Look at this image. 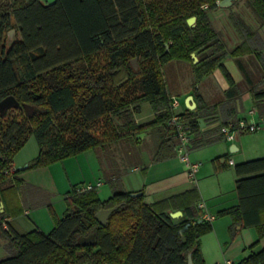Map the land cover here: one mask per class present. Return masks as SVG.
Segmentation results:
<instances>
[{"label": "trees", "instance_id": "obj_1", "mask_svg": "<svg viewBox=\"0 0 264 264\" xmlns=\"http://www.w3.org/2000/svg\"><path fill=\"white\" fill-rule=\"evenodd\" d=\"M219 1L0 0V100L12 94L19 103L36 107L29 114L24 108L13 115L0 113V238L7 251L0 264H187L189 253L194 264H205L200 237L212 225L202 218L196 185L152 203L144 202L143 193L131 196L116 188L101 199L95 186L81 190L82 184L73 185L65 192L63 215L53 214L50 231L37 227L20 233L8 218L24 213L19 198L23 180L13 156L30 135L39 152L27 168L50 165L148 129L161 132L154 160L173 157L176 138L169 120L175 111L162 69L169 61L189 62L193 82L219 67L229 84L222 100L208 105L194 92L196 107L176 113L191 126V146L223 139L220 126L236 125L244 91L264 115V39L258 26L253 28L231 11L228 19L240 41L227 46L207 13ZM244 1L258 25L264 22V0ZM188 16L195 17L193 26ZM8 28L19 31L10 43ZM227 55L241 70L245 88L226 69ZM245 55L252 58L245 61ZM251 65H256L257 80ZM143 102L149 103L152 116L139 122L135 114ZM112 114L121 117L120 123ZM234 170L238 202L217 215L229 214L241 226H255L260 238L264 156L236 163ZM114 205L117 208L101 224L96 212ZM175 210L182 215L171 217L169 211ZM92 230L94 243L81 245L79 238ZM234 264H264V246Z\"/></svg>", "mask_w": 264, "mask_h": 264}, {"label": "crops", "instance_id": "obj_2", "mask_svg": "<svg viewBox=\"0 0 264 264\" xmlns=\"http://www.w3.org/2000/svg\"><path fill=\"white\" fill-rule=\"evenodd\" d=\"M238 2L242 5L245 4L244 0H232L231 2H225L223 5L218 4V7L214 8L215 11L213 13L208 12L213 9L207 10L209 20L212 25L220 31L229 47L234 46L240 39L235 34L230 21V29L224 34L221 27L218 26L217 21H215V18L212 17L218 10H221L222 14L226 12L227 18L229 12H238L246 19L250 26L253 28L258 26V32L262 39H264V22L258 25L253 12L250 10L242 11V9L239 10V8L235 9L234 6L237 5ZM230 5L234 6L228 11L227 9H229L228 7ZM213 21L215 23H213ZM242 58L248 61L249 58L252 57L245 55ZM223 63L235 82L241 84L243 76L234 58L227 55L224 57ZM228 67H234L232 70L233 72ZM214 76H218V79ZM220 81L222 85L218 84ZM228 86V82L223 80L221 72L217 68L195 82L188 77L187 83H184L178 88V90H180L178 92L180 93L178 94L179 96L176 97L172 94V97L178 101L176 106H179V109L175 110L174 108V111L180 113L184 111L186 107L190 110L194 109L197 105V92L201 99L208 105L220 101L224 98V91ZM246 92L248 91H244L242 94ZM219 95L221 98L214 100V96L216 97ZM253 107L255 108L253 102H251L248 109ZM150 114L152 116V111ZM239 116H241L240 113ZM259 116L264 118V115ZM135 119L138 121L136 114ZM261 128L262 127L258 130ZM239 134L240 133H237L235 139L230 141L222 139L204 146H190L191 151L189 157H191L192 160L201 161V165L195 173V178L192 179L188 177L183 163L176 155L167 159L154 160L160 142L161 132L156 129H148L143 131V142L146 139L151 140L155 135L158 139L149 147L143 146L140 159L133 164H127L128 162L124 160L122 156H115L111 163H106L107 160L104 158L101 164L98 157L99 152L96 149L98 146L79 153V155H83L85 158L92 159L94 164L96 163L93 170L89 172L88 175L86 174L82 185H96L98 194H102L104 198L112 194L116 188L130 192L142 191L143 200L146 203H152L196 185L201 195L200 201L203 205L201 208L202 218L204 220H209L212 225L211 230L200 237V248L204 262L205 264H234L247 256L251 250L264 246V236L258 237L255 226H241V224L236 222L229 214L217 215L218 211L234 206L238 202V196L235 191V180L237 176L235 174L234 165L242 162L245 160V157H247V147L244 141L239 137ZM131 135L132 134H123L118 139H124ZM106 144L111 143L107 142L103 146ZM103 146H99V148ZM256 149H258V151L264 150V144L258 145ZM66 159L68 158L62 161L64 162ZM56 163L58 162L53 164ZM63 164L66 166L65 163ZM49 166H52V164ZM49 166L43 168H49ZM80 169L82 170V167H80ZM105 172L107 174H105ZM97 182L100 183L97 185ZM25 183L26 182L23 181L20 185H24ZM107 183L109 185H107ZM106 185L109 187H106ZM23 214H29V209L24 208ZM207 216L211 218L207 219ZM10 219L11 218H8L9 222ZM256 239H258V243L253 248H249V245Z\"/></svg>", "mask_w": 264, "mask_h": 264}, {"label": "rangeland", "instance_id": "obj_3", "mask_svg": "<svg viewBox=\"0 0 264 264\" xmlns=\"http://www.w3.org/2000/svg\"><path fill=\"white\" fill-rule=\"evenodd\" d=\"M244 5L238 2L237 5H235L236 7L234 5H230L228 7L229 9L227 10L229 11L233 6L235 9H242V11L250 10L248 5ZM214 11L215 9L208 12L213 13ZM226 14V12L222 14L221 10H218L214 14L216 16L212 15V17L215 18V21H217L218 26L221 27L224 34L228 29H230L229 20ZM186 21L189 26H193L195 24V17L188 16ZM213 23L215 22L213 21ZM9 29L11 30V28L7 29L8 32L10 31ZM15 36L19 37V31L17 29L14 30V32L12 31L8 42H10ZM248 67L250 68L249 70L255 74L256 77H254V79L257 80L259 78V74L258 70H255L256 65H251V67ZM228 68L231 71L234 69V67ZM162 69L167 88L176 97H178V94H180L178 93L180 91L178 88H180L184 83H187L188 77L193 80L192 66L187 61L172 60L163 64ZM217 69L221 72L223 80L227 82L222 70L219 67H217ZM214 77L218 79V76ZM218 84H221V81L218 82ZM241 85L244 87L243 82H241ZM218 98H221V96H214V100ZM251 102V95L249 92L242 94L241 105L243 109L240 110L241 116H245L247 114V110L251 105ZM174 108L177 110L179 109V106H175ZM15 112V110H10L9 115H13ZM150 113L151 110L149 103L143 102L140 105V112L136 114V118L138 117V121L142 122L143 120H147L151 117ZM112 117L115 123H120L121 117L119 115L112 114ZM261 127L262 128L257 131H247L241 132L239 134V137L244 141V144L247 147V157H245V160L264 156V150L258 151V149H256L258 145L264 144V122H262ZM152 139H146L143 142V135L141 134L138 136V133H136L134 136L131 135L124 139L112 140L110 141L111 144H106L102 148H99L98 146L96 149L99 152L98 157L100 163L102 164L104 158L107 160L106 163H111L115 156H122V158L128 162L127 164H133L140 159L143 146L149 147L153 142L157 141L158 138L155 135L152 137ZM190 151L191 148L189 153ZM38 152V142L34 135H30L24 145L13 156L14 166L17 169H19L20 166H24L26 164L28 166V164L31 163ZM175 155L177 158H179L176 153ZM89 159L90 158H85V156L77 154L68 157V159H66L64 162L58 161L56 164L52 163V166L46 165L49 166V168H43L45 166L27 168V166H25L24 168L19 169L20 172L18 173V176L26 182L24 185L22 184L19 187V198L21 200L22 206L29 209V214H20L15 217H11L10 222L13 229L20 233L36 229L37 227H39L44 232L50 231L54 225L53 214L57 217H61L64 213V210L66 209L67 204L64 198L65 192L71 189L73 185L82 184L86 174L88 175V173L93 170L96 163L94 164L92 159ZM62 162L65 163L66 166H64ZM80 167H82V170ZM105 174L107 173L105 172ZM107 185L109 184L107 183ZM107 185L106 187H109ZM99 195L101 198H104L102 194ZM0 244L1 258L7 255V251L3 247V238H0Z\"/></svg>", "mask_w": 264, "mask_h": 264}, {"label": "built area", "instance_id": "obj_4", "mask_svg": "<svg viewBox=\"0 0 264 264\" xmlns=\"http://www.w3.org/2000/svg\"><path fill=\"white\" fill-rule=\"evenodd\" d=\"M178 104V101L173 98L172 106L173 108ZM213 120V119H211ZM216 120V119H215ZM262 122H264V118L260 117L256 108H250L247 110V114L245 116H241L238 118L236 125H232L231 123L220 126V132L223 134V139L225 140H233L237 133L241 132H252L256 131L261 127ZM215 123V122H214ZM214 123L208 124V127L215 125ZM169 124L174 127L173 135L176 138L175 150L176 154L179 156L181 162L184 165L185 171L189 178L194 179L195 173L198 170L201 162L199 160L193 161L189 157V148L191 146V141L193 138V133L191 130L190 124L181 119L175 112V114L169 120ZM100 182H97V185ZM95 186L94 184H84L80 187V189H87ZM198 207L202 208V202H198ZM210 216H207V219H210ZM5 226V222H2Z\"/></svg>", "mask_w": 264, "mask_h": 264}, {"label": "water", "instance_id": "obj_5", "mask_svg": "<svg viewBox=\"0 0 264 264\" xmlns=\"http://www.w3.org/2000/svg\"><path fill=\"white\" fill-rule=\"evenodd\" d=\"M43 3L45 4H53L56 0H41ZM232 0H221L218 2L219 5H223L225 2H231ZM12 31L14 32V29H11L8 32V35L10 36V34L12 33ZM9 40V38H8ZM13 40V39H12ZM11 40V41H12ZM10 41V42H11ZM9 42V43H10ZM191 57L193 58L194 62H196L198 60L197 56L195 55L194 52L191 53ZM134 65H135V58L132 60ZM21 107L24 108V110L26 111L27 114L31 113L36 107L33 104L27 103V102H23L22 104L19 103V101L12 95V94H8L5 97H3L0 100V112H3L6 108L8 107ZM199 121V125L200 127L204 126V121L201 117L198 118ZM143 134V132H139L138 136ZM26 165L24 166H20L19 169L24 168ZM131 196H137L142 194V191H134V192H130ZM117 208V205H114L112 207H108V208H100L96 214H95V218L101 223V224H106L107 220H108V216L110 215V213ZM169 215L173 218H178L182 215V211L181 210H175V211H169ZM201 219H198V221H200ZM95 240V231L92 230L89 234L81 236L79 238V243L81 245H90L93 244ZM187 264H194L191 258L190 253L188 254V259H187Z\"/></svg>", "mask_w": 264, "mask_h": 264}, {"label": "flooded vegetation", "instance_id": "obj_6", "mask_svg": "<svg viewBox=\"0 0 264 264\" xmlns=\"http://www.w3.org/2000/svg\"><path fill=\"white\" fill-rule=\"evenodd\" d=\"M19 109H21V107H8V108H6L3 112H0L1 114H4V115H8L9 114V112H10V110H15V111H17V110H19Z\"/></svg>", "mask_w": 264, "mask_h": 264}]
</instances>
